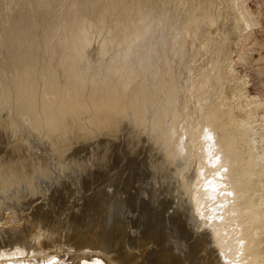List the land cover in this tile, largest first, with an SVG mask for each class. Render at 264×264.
I'll return each mask as SVG.
<instances>
[{"label": "bare ground", "instance_id": "bare-ground-1", "mask_svg": "<svg viewBox=\"0 0 264 264\" xmlns=\"http://www.w3.org/2000/svg\"><path fill=\"white\" fill-rule=\"evenodd\" d=\"M236 1L235 26L241 35L234 44L237 52L244 44L257 42L253 30L260 23L246 0ZM177 2L178 7L171 9L169 0L168 6L165 0H0V105L12 106L17 120L27 121L34 131L43 129L54 148L58 143L55 139L60 136L59 154L65 152L73 139L87 136L91 129L115 132L127 115L142 128L151 124L153 114L146 120L149 125H145L146 115L154 113L152 119L157 124L153 122L151 126L164 138L167 157L179 158L176 154L182 143L184 156L187 154L183 162L190 161L186 170L192 177L184 175V179L188 176L190 180L185 179L182 185L186 189L187 183L192 187L189 189L193 190L191 201L197 210L196 218L209 237L216 264H264V190L254 181L264 177V147L259 146L264 143V99L256 101L252 97L247 102V92L238 88L242 83L238 86L234 83L230 100L237 99L236 104L232 103L237 111L243 112L245 121H242L233 111L228 95L220 90V71L217 63L213 64L216 57L228 50L230 38L220 34L223 38L216 36L218 42L210 40L212 37L202 40L213 19L208 14L203 19L197 18L188 6L191 1ZM256 61H264V55H259ZM230 63L232 66L233 59ZM260 70L264 72V64ZM232 73L233 70L231 76ZM152 107L154 112L149 109ZM261 107L259 115L256 110ZM85 112L91 114L86 121ZM255 115H259V124L255 122L254 128L259 125L261 138L247 139L245 133L251 127L247 130L246 126L250 123L252 126ZM11 123L7 124L12 126ZM52 135L55 141L50 140ZM22 154L14 158V163L0 166V200L21 180L31 182L33 176L47 174L38 167L32 168L30 159ZM258 191H262L261 195L256 194ZM5 211L11 215L0 218V264H137L140 257L131 256L128 250V255L124 250V253H105L106 250L103 253L97 250L101 244L90 250L87 241V245L78 246L83 241L80 242L78 231L63 244L58 238L41 239L45 227L31 229L28 236L20 234V228L10 225L17 224L13 211L8 208ZM103 246L106 249L107 244ZM165 256L168 264H178L171 253Z\"/></svg>", "mask_w": 264, "mask_h": 264}, {"label": "rangeland", "instance_id": "rangeland-1", "mask_svg": "<svg viewBox=\"0 0 264 264\" xmlns=\"http://www.w3.org/2000/svg\"><path fill=\"white\" fill-rule=\"evenodd\" d=\"M171 1L172 3H170ZM176 1L177 0H169V5L168 0H165V2H167V6L169 5V8L171 6L173 8L178 7L179 4L178 2L176 3ZM190 1L191 3H189ZM246 1V5H248L247 7L253 12V15L259 16L258 20L260 23V27L258 26V28H260V31L255 27L253 30V36L255 37L257 42L255 44L254 42H248L241 48H239L237 52L235 50L234 44L235 41H237L238 38L241 37V35L240 33L238 34V32H240L239 28L237 29V27L235 26V18L237 16L235 15L236 13H234L236 10L233 9L234 7L236 8V5L233 4L237 2L236 0H195V3L194 0H187V4L189 3L188 6L190 7V10H192L191 12L194 13L197 18L203 19L205 18L204 15L208 14L209 17L213 19L211 20L213 23L211 27H208L203 32L202 40H209V38L212 37L210 38V40L212 39L218 42L217 39H222V36L228 37V39L230 38L231 42L227 47L228 50L225 51L226 53L224 52L221 56L216 57L217 59L214 57L216 60L213 64L215 65L217 63V69H219L220 71L219 76L222 79L220 90L223 89L224 93L228 95L230 100V95L235 88L234 83H236V86L242 83L238 88L242 89V92L246 91L248 94L247 95L245 92L248 97L247 99L243 98V100L245 99L247 101L248 98L250 100V98L253 97V99H256L257 101V99H264V72L260 70L261 66L264 64V61H256L259 55H264V47H262L264 46V0ZM173 4L175 5V7ZM193 5L197 6L193 7ZM257 10L259 13L257 12ZM236 12L238 13V11ZM222 32L224 35L222 34ZM220 34L222 36H220ZM258 42H260L261 45H259L260 43ZM232 49H234L235 51H233ZM229 56L233 59L234 64L232 63V66L230 63L232 59L229 58ZM218 60H220L221 63L218 62ZM85 70L86 69H84L83 71L86 72ZM226 70H230V72H227ZM232 70L234 73H232L233 76L230 75ZM90 76L91 74L89 75L88 79H90ZM233 77H236L237 80L236 78L234 80ZM82 78L83 77L81 76L80 79ZM65 79L66 78H63V81ZM229 80L232 81V83L229 82ZM228 83H231V85H229ZM88 85H91V81L90 83L88 82ZM242 85L243 88H245L244 90L241 87ZM236 100V98L234 102L232 99L230 100L232 108L234 109L233 111L235 113H238L242 121H245L243 120L245 119L243 112L237 111V109L233 107L236 104ZM232 102L235 104H233ZM6 107H2V105H0V166L14 163V160L16 161V159L22 152L24 153L22 155H26L28 160L30 159L29 162L31 163L30 165L32 166V168L38 167L39 169L47 172L46 175L37 174L36 177L33 176L31 182L27 180H21L17 186H12L10 188V191L8 189V193L6 192L5 196L1 198L0 204L2 206H0L2 209V214L0 213V218H2L3 216H6L7 218L8 215L10 217L11 214H8L9 212L5 211L7 208L11 209L14 213L15 221L17 222V224L15 222V224L13 223L14 225L10 224L11 228L18 227L20 228L18 229L20 231V234L22 233L24 235V233H26L25 235L28 236L30 235L31 229L34 230L35 228L38 230H42V228L45 227L43 229L44 232L41 231L42 233H44V237L41 239L58 238L57 240H60L59 242H61L62 244L66 243L69 237L73 234H77L78 231L77 235L80 238V242L83 240V244L80 243L78 246H85L89 243L88 246L91 250L92 247L98 248L101 244L102 250L100 248L97 250H100V252L106 250L105 253L111 252L114 254L125 252L128 255L130 251L131 256H140L138 257L140 260L137 259L138 262L136 261L137 264H168L170 261H168V258L165 256V254L167 255L169 253H171V255L174 256L176 260H178V264L213 263V260L216 258L215 253L213 252V249L210 248L211 245L209 243V237L207 236L205 231H203V228L200 224V219L196 218L197 210L195 206L193 207L194 204L191 201L193 198V190H190L189 187L191 189L192 187L187 183L188 189L190 190L189 191L184 187L186 189L185 190L183 188L184 185H182V182H185V179L190 180L187 179L188 176H186L187 178L185 177L184 179V175H189V177H192L189 170H186V168L188 167L187 161H190L188 159L186 163H184L185 161L183 162L184 159L186 160L187 154L185 157L184 153L186 152H183L185 151V149L182 150V143H179V147H181L182 149L179 148L176 154L179 155V158L178 156H176V159L175 157L173 158L175 162L174 160H172V158L169 159V157H167L166 148L164 146V138L161 136L158 130H155V126L154 129L152 128L153 126H151V124H157L155 123L156 120L152 119L154 113L146 115L147 117L145 121L149 119L151 114H153L149 120V123L151 122V124L149 125V123L146 121V123L148 124L145 125L149 126H143L142 128L136 124V121L133 119V117L127 115L121 119L119 127L115 132H105L91 129L87 136L79 137L77 138L78 140L73 139L74 141L69 143L65 152L63 154H59L57 146L62 140L60 136L58 137L56 134H54L58 138L55 139L56 137L54 135H52L54 136V138L52 136L50 138V140L55 139L56 141H54L56 143L58 142L56 145V149L54 148L55 145L51 144V142L49 141V137H47L46 133L43 134V129H41L40 131L35 130V132L34 129L30 128L31 126L27 121L19 120L20 118L17 120V115L13 113L14 111L11 108L12 106H10V108L8 106ZM153 107L149 108L150 110H152V112H154L155 109ZM261 111L262 107L259 110H256V113L258 112L257 114L260 115L262 113ZM85 115L87 116L85 117ZM90 115L91 114L89 112H85L83 114V120H88ZM259 115L258 117L257 115L254 116L255 121H252V126L251 123L249 124V127L246 126L247 130L251 127V129H249L251 131L248 130L245 133V137H247V139H253L255 136L259 139L261 138V128L259 127V125L258 129L254 128L257 127V124H259V119H257L259 118ZM10 119L14 121V126L11 123ZM14 119H16L17 121H15ZM131 120L133 125L131 124ZM6 122L8 124L11 123L12 126L8 125ZM255 122H257V124ZM253 123H255L254 126ZM149 127H151L153 130ZM253 129H255L254 132H252ZM122 132L124 133L122 134ZM257 132L259 134H257ZM119 133L121 134V136ZM250 134H253L254 136H251ZM38 135L41 136L42 139ZM32 136L34 138H32ZM158 136H161L163 140H161L160 137L158 140ZM156 140L157 142H155ZM259 146L264 147V143L260 144ZM164 158H168V161ZM180 158L182 159V161ZM173 164L175 165L173 166ZM173 168H175V170H173ZM187 172H189L190 174H187ZM34 178L35 181L33 180ZM254 181L256 183H260L259 188H262L261 190H264V177L256 178ZM30 186L34 187L32 188ZM28 189L30 190L28 191ZM33 189L35 192L33 191ZM188 192L190 194H188ZM261 192L262 191H258V193L256 194L261 195ZM188 211L190 214L188 213ZM195 220H199L196 222L200 224V227L199 224H196ZM25 221H27L28 223ZM36 222L39 224H37ZM42 222L43 225L41 224ZM34 223H36V225H34ZM194 223L197 225L196 228V225ZM30 224H32V226ZM28 226H31L30 230L28 229ZM39 226L41 228H39ZM118 228L119 230H117ZM200 228H202V232ZM118 232L119 234H117ZM61 239L63 242L61 241ZM85 241H87L88 243L86 242L85 244ZM34 242L32 241V243ZM103 244H107V246H105L106 249H104ZM112 245L114 247H112ZM109 246H111V248ZM160 254L165 257V259H167L166 262L162 260L164 259L162 256V259L159 258ZM203 255L206 256L208 261L207 259H204L205 257ZM209 256L212 257L210 258V260ZM202 260H205L206 262L204 261L203 263ZM216 263L217 259H215L214 264Z\"/></svg>", "mask_w": 264, "mask_h": 264}]
</instances>
